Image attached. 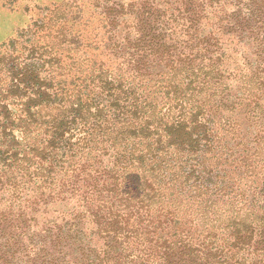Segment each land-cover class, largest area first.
<instances>
[{
	"label": "trees",
	"instance_id": "16d2710c",
	"mask_svg": "<svg viewBox=\"0 0 264 264\" xmlns=\"http://www.w3.org/2000/svg\"><path fill=\"white\" fill-rule=\"evenodd\" d=\"M27 28L0 54V264H264V0Z\"/></svg>",
	"mask_w": 264,
	"mask_h": 264
},
{
	"label": "rangeland",
	"instance_id": "374dc122",
	"mask_svg": "<svg viewBox=\"0 0 264 264\" xmlns=\"http://www.w3.org/2000/svg\"><path fill=\"white\" fill-rule=\"evenodd\" d=\"M75 0H0V54L31 38L28 26L47 15H62ZM80 2L81 0H76ZM22 32V30L26 29ZM16 40H19L16 44ZM26 54V53H24ZM3 79L0 72V84Z\"/></svg>",
	"mask_w": 264,
	"mask_h": 264
}]
</instances>
